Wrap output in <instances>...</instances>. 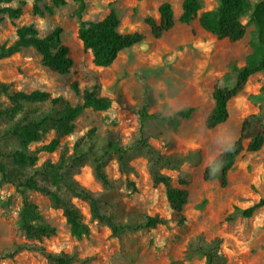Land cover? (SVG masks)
Returning a JSON list of instances; mask_svg holds the SVG:
<instances>
[{
  "label": "rangeland",
  "instance_id": "obj_1",
  "mask_svg": "<svg viewBox=\"0 0 264 264\" xmlns=\"http://www.w3.org/2000/svg\"><path fill=\"white\" fill-rule=\"evenodd\" d=\"M170 2L174 9L175 26L156 38L148 18L159 21L158 8ZM200 13L218 7L217 0H200ZM253 4L261 0H250ZM183 0H65V5L55 6L51 0H14L5 5L15 13L0 15V47L17 40V31L33 26L39 37L59 33L62 43L71 49L75 65L70 73L59 74L42 64L41 56L33 48L0 60V82L12 90L32 93L41 91L53 98L62 97L72 105L82 102L84 82L80 77L79 63L83 57L92 61L90 53L83 50L78 38L81 25L99 22L114 12L123 34H140L141 43L124 50L116 62L107 69H99L103 95L111 100L107 112L86 110L75 123V132L62 143L73 144L95 128L103 134L108 129L119 130L127 140L136 127L135 118L128 107L150 101V112L157 118L147 122L146 134L151 143L173 161L163 172L173 178L176 187L189 192V202L184 209L186 222L179 225L171 210L163 187L154 188L146 170V162L138 159L134 165L138 177H131L137 191L132 192L118 183L120 175L112 163L107 171L116 187L107 194L116 218L122 222H135L141 215H160L167 218L169 226L127 232L118 238L107 228L90 224L91 234L77 240L71 235L61 211L35 192L28 198L34 203L44 221L56 228V235L44 240V246L53 252H70L77 245L82 257L93 256L90 264H173L184 258L189 238L205 233L209 238H223V251L227 264H264V207L252 217L243 218L241 212L264 199V147L257 153L242 152L228 175V186L222 189L217 180L206 182L205 169L223 152L222 140L232 134L235 141L240 136L243 120L250 115H260L264 121V73L253 75L245 89L229 102V119L215 129L206 128L205 121L214 108L212 93L218 79L233 68L247 63L256 44V29L250 15L243 17L247 34L237 43L218 40L205 32L198 19L190 25L181 24ZM141 77L143 81H141ZM77 83L78 92L73 85ZM0 100H5L0 95ZM192 110L189 118L177 116L182 110ZM55 134L50 133L46 142ZM249 140L244 142L247 146ZM36 145H32L34 148ZM58 160L56 154H41L40 162ZM75 179L91 191H99L89 167ZM124 179V178H122ZM1 180V176H0ZM15 207L6 214L2 203L9 198ZM21 198L11 185L0 183V252L14 242L13 228L18 218ZM77 204L89 221V208ZM0 264H48L37 253L26 252L15 260ZM186 264H204V259L194 255Z\"/></svg>",
  "mask_w": 264,
  "mask_h": 264
},
{
  "label": "trees",
  "instance_id": "obj_2",
  "mask_svg": "<svg viewBox=\"0 0 264 264\" xmlns=\"http://www.w3.org/2000/svg\"><path fill=\"white\" fill-rule=\"evenodd\" d=\"M14 0H0V15L19 11L4 7ZM43 0H34L42 2ZM55 6L65 5V0H51ZM218 7L200 13V0H183L182 13L178 19L181 24L190 25L198 19L201 28L218 40L237 43L247 34L248 26L242 18L250 15V22L256 29V44L247 63L241 68H233L224 74L214 86L212 97L214 108L206 118L209 130L224 124L230 116L229 102L237 97L246 87L250 78L264 73V0L253 4L250 0H217ZM159 21L148 18L156 38L169 32L175 26L174 9L170 2L162 3L158 8ZM120 22L114 12L105 19L81 25L78 38L83 50L90 53L92 61L83 57L78 69L84 82L81 94L82 102L72 105L62 97L53 98L49 93L34 91L25 93L11 89L9 84L0 82V176L1 184L11 185L21 198L18 218L14 224L15 242L0 252V262L12 261L26 252L40 254L48 264H90L93 256L82 257L77 245L70 252H53L43 242L56 235V228L44 221L37 206L28 198L29 192H35L47 199L55 210L61 211L70 232L77 240L91 234L90 224L107 228L114 238L127 232L167 227L170 221L160 215L143 214L135 222L119 221L113 213L107 199L110 190L116 187L107 168L115 163L120 175L118 183L128 190L136 192L135 182L131 177H138L139 171L134 165L138 159L146 162V170L154 188L163 187L171 210L176 214L178 224L184 225L187 218L184 209L189 202V192L176 187L173 178L163 172L165 166H172L173 161L151 143L146 134L147 122L158 116L150 112V101L145 98L142 105L128 107L129 113L136 120V127L125 140L116 129H108L101 134L97 129H90L70 148L62 140L75 132V123L86 110L107 112L111 100L103 95V85L99 69L110 68L126 49H130L143 40L140 34H123L119 30ZM33 48L41 56L42 64L59 74H68L75 62L71 49L64 45L59 33L45 38L39 37L33 26L22 27L17 31V40L0 47V60L9 58L24 49ZM141 81L143 78L141 77ZM78 92L77 83L73 85ZM192 110H182L177 116L187 119ZM50 133L55 136L50 142L46 138ZM249 140L247 146L244 142ZM32 145H36L34 148ZM264 147V121L254 114L243 120L240 136L235 141L234 150L220 153L214 163L222 161V166L215 175L210 166L203 178L206 182L217 180L220 187L228 186V175L236 159L246 151L257 153ZM58 160L46 159L40 162L41 154H56ZM85 167H89L92 176L99 185V191L86 189L75 179ZM124 178V179H122ZM77 201L89 208L90 218L85 215ZM15 207L10 197L2 203L6 214H11ZM264 207V199L244 209L243 218H250L256 210ZM223 238H209L205 233L191 236L186 244L184 258L173 264H186L194 255L204 259V264H227L228 258L223 251Z\"/></svg>",
  "mask_w": 264,
  "mask_h": 264
},
{
  "label": "clouds",
  "instance_id": "obj_3",
  "mask_svg": "<svg viewBox=\"0 0 264 264\" xmlns=\"http://www.w3.org/2000/svg\"><path fill=\"white\" fill-rule=\"evenodd\" d=\"M221 142L223 144V153H222V155L226 154V153H229V152L234 150V146H235V137H234V135H232V134L228 135ZM221 166H222V161L212 164L211 167L209 168L211 174L215 175L217 172H219Z\"/></svg>",
  "mask_w": 264,
  "mask_h": 264
}]
</instances>
